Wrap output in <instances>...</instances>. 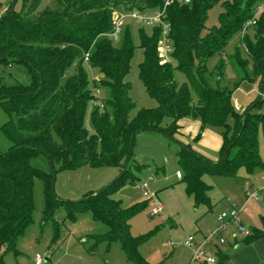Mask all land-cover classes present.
Returning <instances> with one entry per match:
<instances>
[{
	"label": "trees",
	"instance_id": "trees-1",
	"mask_svg": "<svg viewBox=\"0 0 264 264\" xmlns=\"http://www.w3.org/2000/svg\"><path fill=\"white\" fill-rule=\"evenodd\" d=\"M17 1L12 0L0 17V65L19 63L31 80L9 84L0 77V106L8 116L1 130L11 142L7 151L0 152V250H15L18 238L34 221V182L40 177L45 183L43 220L54 222L55 236L59 234V209H65L69 219L90 210L96 221L107 226L105 233L95 236L97 240L119 242L135 264H160L149 262L139 251L147 235L131 233L130 220L146 204L126 208L122 200L114 198L122 187L135 181L129 164L136 136L160 131L179 144L182 179L195 206L212 205L211 186L203 180L204 174L237 178L241 168L249 173L264 168L259 149V133L264 135V98L257 96L241 111L233 100L243 80L258 81L264 91V13L228 56L239 78L234 88L223 85L224 59L213 69L208 66L255 17L264 0H172L169 5L166 0H56L54 6L44 9H40L42 0H21L18 9ZM218 3L223 7L219 23L208 27L209 11ZM120 6L140 12L164 9L163 20L169 25L173 47L171 60L164 62L159 51L163 24L153 27L151 34L140 29L144 60L139 76L157 105L138 108L134 116L131 112L137 103L126 77L136 45L129 28L120 46L111 35L115 10ZM84 62L104 75L95 80V85L109 91L100 105L89 86ZM176 71L185 74L187 81L179 83ZM94 100L91 132L85 118ZM184 117L201 121L194 141L200 140L207 126L223 128L219 159L212 160L177 138ZM166 118L170 121L164 124ZM40 155L48 159L49 172L32 164V158ZM85 164L117 166L121 173L109 185L87 192L78 201L60 199L54 189L57 170ZM171 224L175 222L171 220ZM263 235L264 231L252 229L245 239ZM227 261L228 256L218 250L214 264Z\"/></svg>",
	"mask_w": 264,
	"mask_h": 264
},
{
	"label": "rangeland",
	"instance_id": "rangeland-1",
	"mask_svg": "<svg viewBox=\"0 0 264 264\" xmlns=\"http://www.w3.org/2000/svg\"><path fill=\"white\" fill-rule=\"evenodd\" d=\"M11 1L0 0V17L3 14L1 12L2 4L8 7ZM55 1L42 0L40 9L54 6ZM21 4V0L17 1L16 8H20ZM133 11L126 10L122 6L115 10V13L123 16L124 24L122 33L116 38L112 37L114 44L120 46L125 31L129 28L130 36L136 45L131 69L126 77L132 87L130 94L137 103L131 116L135 115L138 108L157 105L156 99L148 94L139 76L140 63L144 60V51L139 47V44L140 29L144 28L147 33L151 34L153 27L158 24L133 18L131 15ZM157 11L156 9L139 12L153 16ZM221 11H223V7L220 3L209 11L206 23L208 27L218 25ZM262 13H264V5L256 13V17L258 18ZM241 35L242 32L237 33L225 47L224 52L215 54L208 62L209 68L213 69L220 59L225 60L223 85L227 84L232 88L239 78L229 62L228 56L234 53L235 47L241 40ZM250 35L253 36V31ZM162 38L163 34L161 33L160 41ZM170 43H172L171 40ZM159 51H164L162 47L160 48V42ZM84 67L89 76V86L96 97L95 100L100 105L108 97L109 91L100 84L95 85V80L103 79L104 75L99 68L92 67L88 62H84ZM250 70L252 71V68ZM175 75L179 83L187 81L182 72L176 71ZM0 77L9 84L29 83L31 80L26 68L19 63L0 65ZM259 89L261 88L258 81L243 80L233 94L235 107L237 103L241 110L245 109L257 96H261L257 92V90L260 91ZM260 93L264 98V91ZM95 100L89 103L85 118V125L91 132L94 131L92 111ZM7 120L8 116L0 106V152L7 151L11 146V142L1 130V126ZM169 121L170 118H166L164 124ZM209 128L216 131L219 136L223 132V128L219 126H210ZM185 130L184 137L204 151L206 157L212 160L220 158V150L215 147L216 137L214 134L208 133L204 140L199 142L191 140V136H194L198 130L195 132V128L188 126ZM178 149L179 144L160 131L139 133L136 136L133 158L129 164V169L135 175V181L128 183L114 194V198L122 200V204L126 208L140 203L146 204L138 214L132 217L130 224L133 236L147 235L141 242L139 251L151 263L188 264L192 249L185 244V240L189 235L215 228L219 224L217 216L230 209V207H225L224 203L228 198H234L233 193L238 190V183L243 184L247 179L251 184V194H249L251 197L244 210L258 220L261 225H264V168H256L252 173L241 168L237 178L204 174L203 180L211 186L208 194L212 205L202 203L195 206L194 198L186 193L185 182L182 177L177 176V170L183 171L179 165ZM259 149L261 159L264 161V135L262 132L259 133ZM32 164L47 172L50 171V163L43 155L32 158ZM120 173L121 170L117 166L94 167L89 164L75 169H58L54 178V189L60 199L78 201L87 192H95L109 185ZM145 181L149 183L147 189L149 196H145L142 189V184ZM44 190L43 179L36 177L34 182V221L18 238L15 250L5 252V248H3L0 251V257L4 258V264H33L36 254L43 256V264H135L127 258L119 242L109 243L104 239L97 240L95 238L96 235L105 233L107 226L96 221L90 210L79 211L76 213L75 219H69L66 217L65 209H59L56 214L59 234L55 236L54 222L50 220L45 223L43 220ZM253 193H256V197L252 195ZM157 201L164 205V210L156 216H151L150 210ZM171 220L175 222V225L172 226ZM251 228L253 229V227Z\"/></svg>",
	"mask_w": 264,
	"mask_h": 264
},
{
	"label": "built area",
	"instance_id": "built-area-1",
	"mask_svg": "<svg viewBox=\"0 0 264 264\" xmlns=\"http://www.w3.org/2000/svg\"><path fill=\"white\" fill-rule=\"evenodd\" d=\"M172 0H166V5H169ZM180 2L189 3L191 0H179ZM264 2H262L258 8L257 12L262 9ZM164 9H158L156 15L150 16L148 14L140 13L134 10L131 14L133 18L147 21L149 23L163 24L162 34L163 38L160 41V48L162 47L163 52H160L162 60L168 62L171 59V53L173 52L172 43L168 37L169 25L164 22ZM257 17L250 19L244 26L242 30V37L249 31V29L256 24ZM124 21L123 16L115 13L114 15V26L112 30V37L116 38L122 33ZM88 58V57H87ZM261 96L262 93L258 92ZM238 107V106H237ZM177 176L182 177L181 171H177ZM148 181L143 182L142 189L145 196H149ZM256 196V193L252 194ZM251 196V195H250ZM164 210V206L161 202H156L155 205L150 210L151 216H156ZM241 209L240 207L232 202L231 207L228 211H223L218 215V222L216 228L205 232L201 239H197L195 234L189 235L185 240V244L192 249V255L188 264H214L217 262V252L221 246L227 244L228 240L231 238L239 239L241 237H246L251 235L252 229L240 219ZM44 258L41 254H36L33 260V264H43Z\"/></svg>",
	"mask_w": 264,
	"mask_h": 264
},
{
	"label": "crops",
	"instance_id": "crops-1",
	"mask_svg": "<svg viewBox=\"0 0 264 264\" xmlns=\"http://www.w3.org/2000/svg\"><path fill=\"white\" fill-rule=\"evenodd\" d=\"M0 6H1V2H0ZM6 9H7V6H3V4H2L1 12L3 13ZM241 38H242V35H241ZM259 90L260 91L257 90V92H263L261 89H259ZM236 107L238 110H241L240 105L237 103H236ZM179 123L181 125V128H180V133L177 136H180V137H177V138L179 140L185 142V143L191 144L195 150L204 154L205 153L204 151H202L200 148H197L194 143H190V140H188L186 137H184V135H185L184 131H186L185 129L187 126L189 128H192V127L195 128V132L197 130L199 131L200 126H201V121L199 119H195L192 117H184V118L180 119ZM209 127L210 126H207L205 128L199 142L204 140V138L207 136L208 133L214 134L216 137V139H215L216 146L215 147L217 150L218 149L220 150V148L223 144L222 133L219 136L216 134V131H214L213 129H210ZM198 131H197V133H198ZM197 133L194 136H191V140L194 141V138L197 135ZM204 155H206V154H204ZM179 178H181V177H179ZM238 184H239L238 190L233 193L234 198H232V199L228 198L227 201L224 203L225 207L229 208V207H231L232 202L236 203L241 209L239 219L243 223L247 224L249 227L250 226L253 227V229L264 231V225H261L258 222V220L253 218L251 216V214H248L247 212H245L246 210H244L246 208L249 200H250V197H251L249 195V194H251L250 193V191H251L250 190V186H251L250 180L247 179L245 181V183H243V184L238 183ZM217 220H218V218H217ZM210 230H212V229H210ZM207 231H209V230H205L204 232L196 233L195 235H196L197 239H201L202 235ZM1 250H3V249H1ZM219 250H221L223 253H225L228 256V261L226 264H264V235L261 237H258L255 240H252V241H247V239H245V236L241 237L239 239H233L230 237L227 244H225L224 246H221L219 248ZM191 255H192V252L190 253V258H191ZM190 258H189V260H190ZM0 263L4 264V258H3V261Z\"/></svg>",
	"mask_w": 264,
	"mask_h": 264
}]
</instances>
